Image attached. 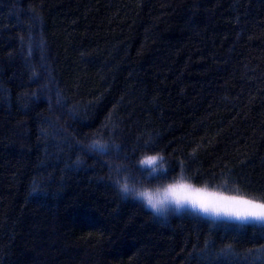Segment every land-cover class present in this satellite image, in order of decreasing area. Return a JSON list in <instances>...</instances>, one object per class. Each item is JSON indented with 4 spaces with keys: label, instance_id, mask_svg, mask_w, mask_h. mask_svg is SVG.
I'll list each match as a JSON object with an SVG mask.
<instances>
[{
    "label": "trees",
    "instance_id": "obj_1",
    "mask_svg": "<svg viewBox=\"0 0 264 264\" xmlns=\"http://www.w3.org/2000/svg\"><path fill=\"white\" fill-rule=\"evenodd\" d=\"M146 152L264 203V0H0V264H264L262 221L122 200Z\"/></svg>",
    "mask_w": 264,
    "mask_h": 264
},
{
    "label": "clouds",
    "instance_id": "obj_2",
    "mask_svg": "<svg viewBox=\"0 0 264 264\" xmlns=\"http://www.w3.org/2000/svg\"><path fill=\"white\" fill-rule=\"evenodd\" d=\"M94 148L107 150V144L94 141ZM136 165L144 173L148 182H138L128 174L118 175L114 186L120 198L140 205L154 218L164 219L170 212L193 209L191 197L196 185L183 173L162 183H151L155 178L166 176L168 163L163 152H146L138 157ZM198 211V210H195Z\"/></svg>",
    "mask_w": 264,
    "mask_h": 264
},
{
    "label": "snow or ice",
    "instance_id": "obj_3",
    "mask_svg": "<svg viewBox=\"0 0 264 264\" xmlns=\"http://www.w3.org/2000/svg\"><path fill=\"white\" fill-rule=\"evenodd\" d=\"M93 147H95L93 145ZM191 197L194 210L206 216L226 217L240 221L264 222V203L243 196H223L205 189H195Z\"/></svg>",
    "mask_w": 264,
    "mask_h": 264
},
{
    "label": "rangeland",
    "instance_id": "obj_4",
    "mask_svg": "<svg viewBox=\"0 0 264 264\" xmlns=\"http://www.w3.org/2000/svg\"><path fill=\"white\" fill-rule=\"evenodd\" d=\"M207 192H209V191H207ZM219 195H221V194H219ZM223 196H225V195H223ZM184 210H191V209H184ZM192 211H195V210H192ZM195 212H198V211H195ZM198 213H199V212H198ZM199 214H201V215H203V216H205V217H208V218H212V219H229V218H226V217L214 218V217L206 216V215H204V214H202V213H199Z\"/></svg>",
    "mask_w": 264,
    "mask_h": 264
}]
</instances>
